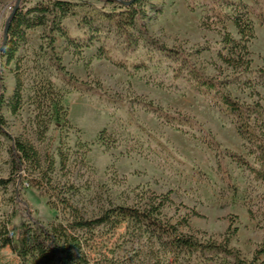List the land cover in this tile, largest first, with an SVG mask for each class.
<instances>
[{
    "label": "rangeland",
    "instance_id": "rangeland-1",
    "mask_svg": "<svg viewBox=\"0 0 264 264\" xmlns=\"http://www.w3.org/2000/svg\"><path fill=\"white\" fill-rule=\"evenodd\" d=\"M17 1L0 0V50ZM52 1L25 0V6ZM62 1L113 10L94 0ZM232 1L243 2L256 12L260 6L264 10V0L259 5L255 0ZM151 2L155 9L147 8V35L137 23L132 30L136 43L130 52L115 33L100 34L105 48L126 63L152 54L154 59L140 71H126L99 58L101 44L86 47L75 18L65 19L61 26L80 40V48L69 45L57 31L51 32L56 23L50 21L27 31L16 61L3 65L8 103L14 96L16 77L23 82L20 112L13 115L7 106L3 108L5 129L12 138L37 150L41 167L27 166L13 176L12 143L0 134V181L7 182L0 184V264H32V257L23 260L19 256L23 226L50 230L62 226L79 239L80 250L74 243L75 256H82L86 264H185L136 226L103 225L92 231L70 227L75 217L93 221L120 207L145 208L152 203L157 208L162 202L166 203L159 218L200 242L224 243L232 228L237 233L229 245L248 260L264 242V184L255 182L221 151L241 155L251 163L254 157L233 122L187 82L175 80L172 61L159 53L161 47L178 51L206 76L225 82L235 74L219 57L220 53L228 55L222 50V36L226 32L237 42L241 37L230 20L224 26L210 20L212 29H203L201 20L209 14L208 8L192 13L186 0ZM249 19L255 37L247 46L252 69L258 72L264 70V25L254 15ZM67 74L82 86L81 91L67 85ZM250 78L254 80L251 86L232 83L227 90L241 103L264 107V84L257 81L256 73ZM49 83L61 98L63 114L60 122H50L44 135L39 125L55 111L49 105L40 110L37 94ZM145 106L191 119L201 129L172 128ZM210 137L220 146V153L209 148ZM7 240L12 245L6 246ZM260 259L264 261V255Z\"/></svg>",
    "mask_w": 264,
    "mask_h": 264
},
{
    "label": "trees",
    "instance_id": "trees-1",
    "mask_svg": "<svg viewBox=\"0 0 264 264\" xmlns=\"http://www.w3.org/2000/svg\"><path fill=\"white\" fill-rule=\"evenodd\" d=\"M113 8L107 12L103 9L92 6L88 2H69L55 0L45 3H38L35 7L26 8L25 0H18L12 8L8 21V37L0 50V134L9 139L12 143L9 154L12 159V175L17 176L27 166L35 170L41 167L40 156L37 150L30 144L14 139L6 131V119L2 114L3 108L7 106L13 115H17L23 105V82L21 77H16V88L11 102L6 100L5 79L3 65L10 66L16 61L17 53L23 42L26 40V33L37 27H45L50 21L56 23L51 32L57 31L66 39L72 47L80 48V40L69 35L62 28V22L67 18H75L81 35L86 41V47H93L94 42L101 44L99 48V58L110 61L118 68L130 71L134 69L140 71L154 59L152 54L143 61L134 60L126 63L114 57L105 48V38L100 36L102 32L115 33L124 39L125 50L129 51L136 43L133 29L140 23L139 30L147 35L144 20L147 17V8L155 9L151 0H94ZM200 1V2H199ZM188 9L196 13L200 8H208V13L201 20L203 29H212L210 20H215L224 26L225 21L234 23L241 41L237 42L230 34L222 36L223 51H228V55L219 54L220 59L227 66L234 70L235 76L225 82H219L215 78H210L202 73L189 56L175 50L160 48L159 53L164 55L166 60L172 61V75L175 80H184L190 89L207 98L214 108L229 118L237 131L238 136L246 144L249 153L254 157V163L245 157L227 150H220V146L210 137L207 140L209 148L217 153L223 152L228 155L240 168L249 172L253 180L264 184V107L259 104H245L233 98L227 90V86L232 83H243L251 86L253 79L250 76L256 73L257 81L264 84V70L254 72L248 44L255 37V30L249 19L254 15L264 25V10L259 8L256 12L243 2L232 0H186ZM260 4L259 0H255ZM231 11V14L227 12ZM51 19V20H50ZM92 33H97L92 36ZM99 33V34H98ZM222 51V52H223ZM67 85L77 91L83 88L77 80L70 74ZM41 100L38 108L41 110L46 105L53 106V115L39 125L45 135L48 132L49 124L54 119L61 121V98L52 87V84L43 87L37 94ZM147 111L153 113L159 120L177 130L198 129L200 126L193 120L181 115H170L157 106H145ZM56 116H54L55 114ZM201 129V128H200ZM223 171V170H222ZM225 175V171L223 172ZM7 182L0 181V184ZM36 186L39 184L35 183ZM166 202H162L159 207L149 204L145 208L120 207L103 214L93 221H85L80 217H75L71 228L74 231L95 230L103 225H110L112 228H127L136 226L140 228L143 235L149 240H153L167 254L183 261L185 264H264L260 259L264 255V242L256 251L251 260L243 258L241 252L229 245L230 239L236 235L237 231H232L226 242L218 244L211 242H200L195 238L180 233L174 226L163 222L159 218ZM48 205H51L50 203ZM62 226L60 228L45 229L43 227H22L21 246L19 256L25 260L32 257V264H86L82 256H75L74 243L77 249L80 248L79 239L70 236ZM232 231V232H231ZM71 239L73 242H69ZM6 246L12 245L11 240L5 242ZM80 250V249H79Z\"/></svg>",
    "mask_w": 264,
    "mask_h": 264
},
{
    "label": "water",
    "instance_id": "water-1",
    "mask_svg": "<svg viewBox=\"0 0 264 264\" xmlns=\"http://www.w3.org/2000/svg\"><path fill=\"white\" fill-rule=\"evenodd\" d=\"M8 24H7V26H6V28H5V33H4V43L6 42V40H7V37H8Z\"/></svg>",
    "mask_w": 264,
    "mask_h": 264
}]
</instances>
